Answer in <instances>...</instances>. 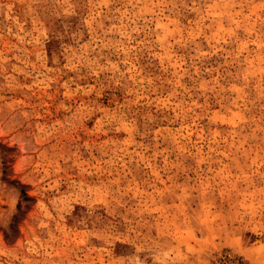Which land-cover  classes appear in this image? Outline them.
I'll return each mask as SVG.
<instances>
[{
  "label": "rangeland",
  "instance_id": "obj_1",
  "mask_svg": "<svg viewBox=\"0 0 264 264\" xmlns=\"http://www.w3.org/2000/svg\"><path fill=\"white\" fill-rule=\"evenodd\" d=\"M0 264H264V0H0Z\"/></svg>",
  "mask_w": 264,
  "mask_h": 264
}]
</instances>
